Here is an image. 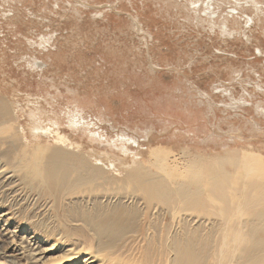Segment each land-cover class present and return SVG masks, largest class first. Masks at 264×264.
Instances as JSON below:
<instances>
[{
  "label": "rangeland",
  "instance_id": "374dc122",
  "mask_svg": "<svg viewBox=\"0 0 264 264\" xmlns=\"http://www.w3.org/2000/svg\"><path fill=\"white\" fill-rule=\"evenodd\" d=\"M0 89L46 142L53 115H81L103 160L127 137L169 161L186 159L181 144L264 155V0H0ZM13 219L5 233L0 219V264H17L9 234L44 231L24 210Z\"/></svg>",
  "mask_w": 264,
  "mask_h": 264
},
{
  "label": "bare ground",
  "instance_id": "6f19581e",
  "mask_svg": "<svg viewBox=\"0 0 264 264\" xmlns=\"http://www.w3.org/2000/svg\"><path fill=\"white\" fill-rule=\"evenodd\" d=\"M15 96L0 89L1 227L24 210L45 231L8 235L17 264H264V155L181 144L186 159L169 161L127 137L103 144L115 162L103 160L81 115L65 126L51 116L46 142L19 121Z\"/></svg>",
  "mask_w": 264,
  "mask_h": 264
}]
</instances>
